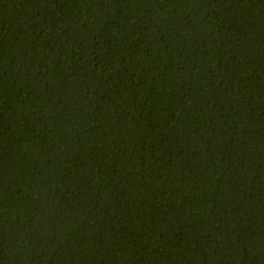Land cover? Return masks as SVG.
Segmentation results:
<instances>
[{"label":"trees","instance_id":"trees-1","mask_svg":"<svg viewBox=\"0 0 264 264\" xmlns=\"http://www.w3.org/2000/svg\"><path fill=\"white\" fill-rule=\"evenodd\" d=\"M0 264H264V0H0Z\"/></svg>","mask_w":264,"mask_h":264}]
</instances>
